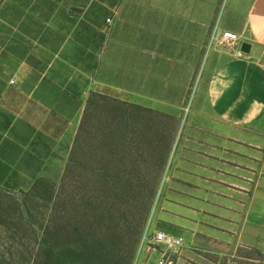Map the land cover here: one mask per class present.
<instances>
[{"label":"rangeland","instance_id":"374dc122","mask_svg":"<svg viewBox=\"0 0 264 264\" xmlns=\"http://www.w3.org/2000/svg\"><path fill=\"white\" fill-rule=\"evenodd\" d=\"M251 1L113 3L124 36L102 81L119 94H91L49 154L0 166V264H264V217L247 210L264 194V120L203 111L220 37L240 35Z\"/></svg>","mask_w":264,"mask_h":264},{"label":"crops","instance_id":"0c3cea01","mask_svg":"<svg viewBox=\"0 0 264 264\" xmlns=\"http://www.w3.org/2000/svg\"><path fill=\"white\" fill-rule=\"evenodd\" d=\"M115 1L0 0V164L49 154L91 94L118 93L102 81L111 43L124 36L107 22ZM239 36L250 52L243 58L222 52L203 97V111L228 126L264 120V0L251 1ZM247 197L248 212L264 217V194Z\"/></svg>","mask_w":264,"mask_h":264},{"label":"built area","instance_id":"2783aa9c","mask_svg":"<svg viewBox=\"0 0 264 264\" xmlns=\"http://www.w3.org/2000/svg\"><path fill=\"white\" fill-rule=\"evenodd\" d=\"M110 21V18H108L107 22L109 23ZM219 42L220 44L226 46L229 50H231L236 57L243 58L246 56V54L240 50V44L242 41L236 32H223ZM153 240L154 243L163 244L168 247H178L182 243L180 238L168 234L164 231H156L153 235Z\"/></svg>","mask_w":264,"mask_h":264},{"label":"water","instance_id":"95a60500","mask_svg":"<svg viewBox=\"0 0 264 264\" xmlns=\"http://www.w3.org/2000/svg\"><path fill=\"white\" fill-rule=\"evenodd\" d=\"M250 48H251V44H249L246 41H242L240 44V50L245 53L248 54L250 52Z\"/></svg>","mask_w":264,"mask_h":264},{"label":"trees","instance_id":"16d2710c","mask_svg":"<svg viewBox=\"0 0 264 264\" xmlns=\"http://www.w3.org/2000/svg\"><path fill=\"white\" fill-rule=\"evenodd\" d=\"M95 95V94H94ZM99 95V94H98ZM101 95V94H100ZM164 162H165V160H164ZM164 162H163V164H164ZM0 166H4L3 164H0ZM48 248V247H47ZM47 264H50L49 263V259L47 260V262H46Z\"/></svg>","mask_w":264,"mask_h":264}]
</instances>
